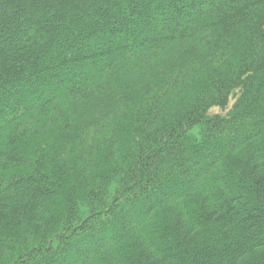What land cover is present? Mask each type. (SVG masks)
Here are the masks:
<instances>
[{
    "label": "trees",
    "instance_id": "1",
    "mask_svg": "<svg viewBox=\"0 0 264 264\" xmlns=\"http://www.w3.org/2000/svg\"><path fill=\"white\" fill-rule=\"evenodd\" d=\"M21 257L264 264V0H0V264Z\"/></svg>",
    "mask_w": 264,
    "mask_h": 264
},
{
    "label": "snow or ice",
    "instance_id": "2",
    "mask_svg": "<svg viewBox=\"0 0 264 264\" xmlns=\"http://www.w3.org/2000/svg\"><path fill=\"white\" fill-rule=\"evenodd\" d=\"M20 259L22 260L23 264H31L30 257H21Z\"/></svg>",
    "mask_w": 264,
    "mask_h": 264
},
{
    "label": "rangeland",
    "instance_id": "3",
    "mask_svg": "<svg viewBox=\"0 0 264 264\" xmlns=\"http://www.w3.org/2000/svg\"><path fill=\"white\" fill-rule=\"evenodd\" d=\"M213 111H220V109H219V108H216V109H214Z\"/></svg>",
    "mask_w": 264,
    "mask_h": 264
}]
</instances>
